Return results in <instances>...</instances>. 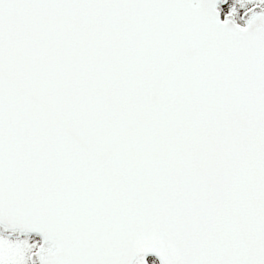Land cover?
Here are the masks:
<instances>
[{"label":"snow or ice","instance_id":"obj_1","mask_svg":"<svg viewBox=\"0 0 264 264\" xmlns=\"http://www.w3.org/2000/svg\"><path fill=\"white\" fill-rule=\"evenodd\" d=\"M0 264H264V0H0Z\"/></svg>","mask_w":264,"mask_h":264}]
</instances>
